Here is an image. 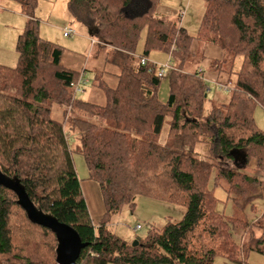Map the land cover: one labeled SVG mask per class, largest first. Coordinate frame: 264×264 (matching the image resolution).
<instances>
[{
    "label": "trees",
    "instance_id": "16d2710c",
    "mask_svg": "<svg viewBox=\"0 0 264 264\" xmlns=\"http://www.w3.org/2000/svg\"><path fill=\"white\" fill-rule=\"evenodd\" d=\"M26 20L16 39L15 66L0 64V168L15 174L32 202L76 230L86 244L74 264H252L250 252L264 255V209L252 221L216 209L215 189L225 185L237 211L264 198V130L254 120L264 110V0H203L197 33L176 19L156 14L159 0H67V10L85 25L119 70L114 88L103 86L106 102L76 96L80 72L61 64L63 47L42 38L34 15L37 0H15ZM143 51L136 55L142 29ZM218 46L211 62L229 84L237 56L241 64L228 102L206 113L203 70L188 67L193 40ZM151 51L173 59L167 70L168 97L156 65L142 64ZM226 64V67L224 65ZM65 107L63 121L52 118L50 103ZM75 109L99 120L68 114ZM167 119L168 145L152 140ZM78 133L75 151L97 184L103 212L94 224L77 176L64 123ZM207 157L195 155L197 144ZM253 160V173L243 171ZM138 196L183 207L180 220L151 227L136 245L109 227ZM234 230H244L236 242ZM56 240L32 223L13 191L0 186V264H57Z\"/></svg>",
    "mask_w": 264,
    "mask_h": 264
},
{
    "label": "rangeland",
    "instance_id": "374dc122",
    "mask_svg": "<svg viewBox=\"0 0 264 264\" xmlns=\"http://www.w3.org/2000/svg\"><path fill=\"white\" fill-rule=\"evenodd\" d=\"M0 60L10 61V64L0 62L6 66H15L18 60L16 52V32L18 31L17 23L24 25V13L19 9L18 3L15 0H1L0 1ZM204 1L203 0H159L156 7L157 15H164L170 19H176L180 25L185 27L189 34L194 35L198 29V25L203 14ZM23 15V16H22ZM34 15L39 21V34L42 38H46L63 47L61 56V64L81 72V68L87 69L88 83L84 86L82 92L76 93V96L83 100L92 101L95 103H104V96L100 86L111 87L109 83L102 82L98 85L99 80H93L94 68H100L103 65L102 59L104 52L100 50L98 44H92V37L84 33L76 21L67 10V0H37ZM21 21V23H20ZM64 26L71 27L74 34L64 37L62 35V28ZM83 26V25H80ZM84 27V26H83ZM17 28V29H16ZM22 30V26L20 28ZM20 31V30H19ZM146 29L143 28L136 45V53L141 54L145 41ZM96 39V38H94ZM197 46V48H196ZM195 46L194 54L190 56L188 67L191 70L201 68L203 70L204 79L207 82V98L204 103V112L206 113L212 106L225 104L228 102L231 90L236 80V72L241 64V57L237 56L232 66L231 81L229 84H217V80L225 82V78H217V74L210 67V58L204 57V48L200 43ZM93 47V48H92ZM223 53V52H222ZM149 62L157 65L167 63L171 65L173 59L167 53L162 51H151L146 58ZM14 63V64H13ZM112 63H106L104 69L107 72H113ZM116 65H114L115 67ZM113 67V68H114ZM226 67V64L224 65ZM216 70V69H215ZM167 73V69H165ZM105 75V73H103ZM111 83V82H110ZM99 86V87H98ZM225 86V88H224ZM168 97V86L166 77H162L160 87L158 89V98L160 101H166ZM61 105L56 102L50 103L51 115L53 118L61 121L63 119ZM65 108V107H64ZM68 114L79 115L92 118L91 120L101 122L106 125H112L113 122L106 120H99L95 117L84 114L75 109H68ZM254 120L256 125L264 130V111L256 106L254 109ZM64 130L67 134L69 147L72 150V157L75 170L78 178L81 181V186L84 195L87 199L88 209L94 224L99 221L102 214V206L99 199L98 192L92 190L93 187L87 185L88 181L87 168L81 154L74 149L79 142L78 133L69 128L68 122L64 123ZM167 119L164 122L161 132L152 136V140L162 145H168L169 141L166 138ZM202 144H197L195 147V155L198 157H207L205 150L201 148ZM244 172L253 173L248 167L243 168ZM224 184L219 185L215 189V196L218 198L216 209L223 212L226 216H239L247 221H252L260 215L264 206V198L255 199L253 201L254 208L247 206L243 211H237L234 208L231 199L227 198ZM95 187L96 184H95ZM184 208L172 204L167 201L153 199L147 196H138L135 200L133 209L124 206L119 213L114 214L109 222L110 229L118 236L126 241L133 242L136 237L143 238L148 233L151 227L161 228L166 221H178L181 219ZM233 238L238 243L244 238V230H234ZM248 261L252 264H264V255L258 252H250ZM214 264H231L224 258L217 256L214 259Z\"/></svg>",
    "mask_w": 264,
    "mask_h": 264
},
{
    "label": "water",
    "instance_id": "95a60500",
    "mask_svg": "<svg viewBox=\"0 0 264 264\" xmlns=\"http://www.w3.org/2000/svg\"><path fill=\"white\" fill-rule=\"evenodd\" d=\"M0 186L13 191L16 202L21 206L27 218L34 224L48 228L55 236V256L57 264H74L80 250L86 245L78 233L70 225L60 221L54 214L42 210L28 197L19 178L13 174L8 175L0 168ZM135 239L132 245L137 244Z\"/></svg>",
    "mask_w": 264,
    "mask_h": 264
},
{
    "label": "crops",
    "instance_id": "0c3cea01",
    "mask_svg": "<svg viewBox=\"0 0 264 264\" xmlns=\"http://www.w3.org/2000/svg\"><path fill=\"white\" fill-rule=\"evenodd\" d=\"M1 1V0H0ZM18 3V2H17ZM21 10V7H20V5H19V3H18V10ZM1 10V9H0ZM23 16V15H22ZM24 17V20H23V24L25 23V20H26V17H25V15L23 16ZM20 23H21V21H20ZM22 24V23H21ZM21 24H19V22L17 23V28H18V31L16 32V35L18 36L19 35V33L21 32V26H22V28L24 27V25H21ZM78 25H79V27H80V29L82 30V31H84V33H86L87 35H89L90 37H92V41H94V42H92V44L94 45L95 43L96 44H98L99 46L101 45L98 41H97V39H94V38H96V37H94L92 34H91V32L89 31V29L85 26V25H83V24H81V23H78ZM80 25H83V26H80ZM199 26V25H198ZM16 28V29H17ZM71 28V27H70ZM185 28V27H184ZM186 29V28H185ZM20 30V31H19ZM187 30V29H186ZM188 32V31H187ZM196 33H197V31H196ZM191 35V34H190ZM196 34H194V35H191V36H195ZM64 37H66V36H64ZM17 38V37H16ZM46 39V38H45ZM48 40V39H47ZM198 42L194 39L193 40V42H192V44H191V50H193V51H195V46H196V44H197ZM203 48H204V53H203V55H204V57H209L211 60V62L212 61H214V60H217V59H221L222 58V56H223V53H222V50L218 47V46H216V45H212V44H207V45H204V46H202ZM93 48V47H92ZM100 48V50H102L103 52H104V58L102 59V62H103V65H102V67H100V68H94V70H95V73H94V71H93V80L95 81V80H99V82H98V85L100 86V84H102V82H105V83H109V85L111 86V87H109V88H114L115 86H116V84H117V82H118V76H119V73H120V70H119V68L117 67V66H115L114 67V65H112V70H113V72L111 73V72H107V71H105V69H104V67H105V65H106V63H110V62H108L107 61V59H106V52L109 50V47H99ZM196 48H197V46H196ZM136 55H138L137 53H136ZM0 62L2 63V62H5V63H9L10 64V61H5V60H0ZM211 62H210V67H211ZM14 64V63H13ZM114 67V68H113ZM69 68V67H68ZM212 68V67H211ZM69 69H72V68H69ZM213 69V68H212ZM72 70H74V71H77V70H75V69H72ZM82 70H84L85 71V76L87 77V69H84V68H81V71ZM214 71H215V73L217 74V78H219V77H221V78H225V80H226V77L225 76H223V75H220L219 73H218V70H215V69H213ZM77 72H80V71H77ZM103 73H105V75H103ZM88 78V77H87ZM111 82V83H110ZM217 82V81H216ZM218 84V83H217ZM98 86V87H99ZM84 88V87H83ZM99 88H101L102 89V87L100 86ZM84 90V89H83ZM82 90V91H83ZM81 91V92H82ZM102 94H103V96H104V103H102V104H100V103H95V102H92V101H88V100H86V101H88V102H91V103H95V104H99V105H103V104H105V102H106V97H105V94H104V92H103V90H102ZM259 107V106H258ZM261 108V107H260ZM61 110H62V116H63V119L61 120V121H63L64 119H65V117H66V114H65V108L63 107V106H61V108H60ZM262 109V108H261ZM263 110V109H262ZM264 111V110H263ZM52 116V115H51ZM53 118V117H52ZM53 119H55V118H53ZM55 120H57V119H55ZM57 121H59V120H57ZM60 121V122H61ZM200 144V143H199ZM201 148H202V150H205L206 151V147L202 144V146H201ZM248 169L249 170H252L253 171V168H254V161L253 160H251L249 163H248ZM261 174V177H263L264 178V171L263 172H261L260 173ZM89 181V180H88ZM93 182V181H92ZM95 183V182H94ZM96 184V183H95ZM95 184H91L90 182H88V184L87 185H89V186H91V187H93L92 188V190L94 191H96V193L98 192V194H99V190H98V187H95ZM96 186H97V184H96ZM99 199H100V195H99ZM87 200V199H86ZM100 202H101V199H100ZM88 204V203H87ZM101 206H102V202H101ZM264 209V206H263V208H262V210ZM101 212H103V206H102V211Z\"/></svg>",
    "mask_w": 264,
    "mask_h": 264
},
{
    "label": "built area",
    "instance_id": "2783aa9c",
    "mask_svg": "<svg viewBox=\"0 0 264 264\" xmlns=\"http://www.w3.org/2000/svg\"><path fill=\"white\" fill-rule=\"evenodd\" d=\"M75 32L72 28L70 27H67V26H64L62 28V35L63 36H71L73 35ZM140 62L142 64L146 63V62H149L146 58H141L140 59ZM156 74L158 77L162 78V77H165L166 76V71L165 69H170V65H168L167 63L165 64H162V65H157L156 66ZM88 83V79L86 78L85 76V71L82 70L80 72V77H79V80L76 84H73V88L75 90L76 93L78 92H81L83 90V87ZM225 88V86H224Z\"/></svg>",
    "mask_w": 264,
    "mask_h": 264
}]
</instances>
